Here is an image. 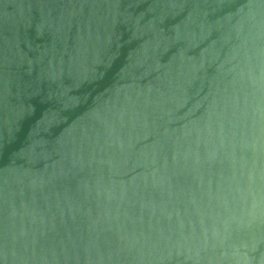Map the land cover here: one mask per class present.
<instances>
[{"label":"water","instance_id":"1","mask_svg":"<svg viewBox=\"0 0 264 264\" xmlns=\"http://www.w3.org/2000/svg\"><path fill=\"white\" fill-rule=\"evenodd\" d=\"M0 264H264V0H0Z\"/></svg>","mask_w":264,"mask_h":264}]
</instances>
